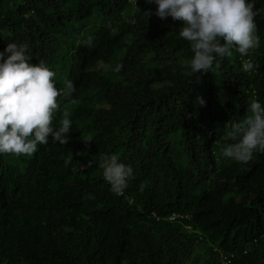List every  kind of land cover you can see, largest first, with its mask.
I'll list each match as a JSON object with an SVG mask.
<instances>
[{"label":"trees","instance_id":"16d2710c","mask_svg":"<svg viewBox=\"0 0 264 264\" xmlns=\"http://www.w3.org/2000/svg\"><path fill=\"white\" fill-rule=\"evenodd\" d=\"M154 9L0 0V51L26 43L58 88L75 89L57 98L72 113L64 145L0 154V264H264V153L222 155L231 121L264 105V0H254L259 46L193 74L182 21ZM248 59L257 67L246 73ZM109 154L134 171L121 195L99 167Z\"/></svg>","mask_w":264,"mask_h":264},{"label":"clouds","instance_id":"9594fccd","mask_svg":"<svg viewBox=\"0 0 264 264\" xmlns=\"http://www.w3.org/2000/svg\"><path fill=\"white\" fill-rule=\"evenodd\" d=\"M155 5L160 19L171 17L182 21L179 37L188 42L192 56L187 61L190 73L209 71L218 59L232 55L235 49L241 56L259 46L254 0H147ZM148 15V12L146 11ZM85 45L93 46L88 36ZM107 67V65H103ZM257 65L248 59L242 70L253 72ZM117 64L114 71H119ZM57 73L44 60L32 62L26 43L11 41L0 51V154L31 156L38 145L53 142L65 144L72 128V113L61 111L60 96H69L75 89L71 81L58 88ZM203 104L201 97L196 98ZM250 115L234 119L225 133L222 155L230 160L247 163L255 153H264V105L253 100L248 105ZM58 123H54L57 113ZM103 179L110 190L123 194L134 179L131 165L122 162L116 154L99 158ZM86 197L94 198L91 193ZM152 216H156L154 212ZM175 215L174 213L171 214ZM179 217V214H177ZM187 217V216H185Z\"/></svg>","mask_w":264,"mask_h":264},{"label":"built area","instance_id":"2783aa9c","mask_svg":"<svg viewBox=\"0 0 264 264\" xmlns=\"http://www.w3.org/2000/svg\"><path fill=\"white\" fill-rule=\"evenodd\" d=\"M228 262H229V257L224 256V259L222 260L221 264H228Z\"/></svg>","mask_w":264,"mask_h":264}]
</instances>
